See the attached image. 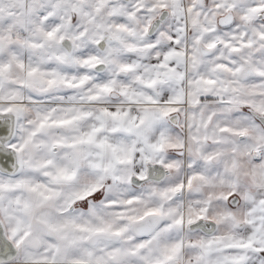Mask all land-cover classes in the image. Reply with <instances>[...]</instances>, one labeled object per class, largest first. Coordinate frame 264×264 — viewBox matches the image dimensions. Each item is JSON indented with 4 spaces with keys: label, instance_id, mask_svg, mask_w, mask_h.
<instances>
[{
    "label": "clouds",
    "instance_id": "obj_1",
    "mask_svg": "<svg viewBox=\"0 0 264 264\" xmlns=\"http://www.w3.org/2000/svg\"><path fill=\"white\" fill-rule=\"evenodd\" d=\"M0 264H264V0H0Z\"/></svg>",
    "mask_w": 264,
    "mask_h": 264
}]
</instances>
